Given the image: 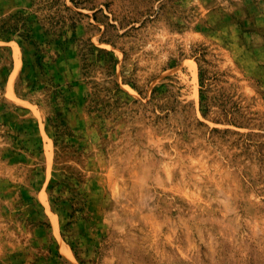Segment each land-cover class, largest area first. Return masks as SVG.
<instances>
[{
	"label": "rangeland",
	"instance_id": "374dc122",
	"mask_svg": "<svg viewBox=\"0 0 264 264\" xmlns=\"http://www.w3.org/2000/svg\"><path fill=\"white\" fill-rule=\"evenodd\" d=\"M0 264H264V0H0Z\"/></svg>",
	"mask_w": 264,
	"mask_h": 264
},
{
	"label": "trees",
	"instance_id": "16d2710c",
	"mask_svg": "<svg viewBox=\"0 0 264 264\" xmlns=\"http://www.w3.org/2000/svg\"><path fill=\"white\" fill-rule=\"evenodd\" d=\"M65 7L68 8V7L66 6V4H65ZM209 78H210V77H207L206 73H205V74H203V72L200 73V79H201L202 85H204V83L207 82V80H208ZM206 107H207V105H206ZM204 111H205V112H208V111H209L208 107L205 108Z\"/></svg>",
	"mask_w": 264,
	"mask_h": 264
}]
</instances>
